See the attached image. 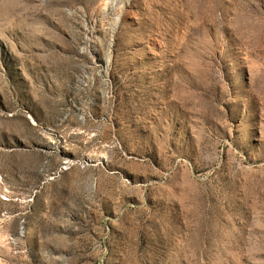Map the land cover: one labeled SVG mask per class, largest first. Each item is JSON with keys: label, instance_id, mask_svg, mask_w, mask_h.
Returning <instances> with one entry per match:
<instances>
[{"label": "rangeland", "instance_id": "374dc122", "mask_svg": "<svg viewBox=\"0 0 264 264\" xmlns=\"http://www.w3.org/2000/svg\"><path fill=\"white\" fill-rule=\"evenodd\" d=\"M0 264H264V0H0Z\"/></svg>", "mask_w": 264, "mask_h": 264}]
</instances>
